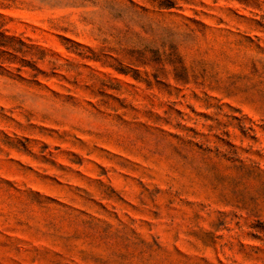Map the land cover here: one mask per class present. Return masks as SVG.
I'll list each match as a JSON object with an SVG mask.
<instances>
[{
	"label": "rangeland",
	"instance_id": "rangeland-1",
	"mask_svg": "<svg viewBox=\"0 0 264 264\" xmlns=\"http://www.w3.org/2000/svg\"><path fill=\"white\" fill-rule=\"evenodd\" d=\"M0 264H264V0H0Z\"/></svg>",
	"mask_w": 264,
	"mask_h": 264
}]
</instances>
